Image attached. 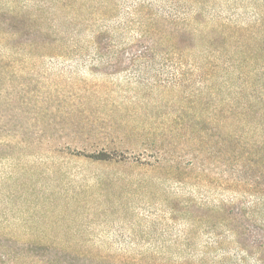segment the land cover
<instances>
[{"label":"rangeland","instance_id":"1","mask_svg":"<svg viewBox=\"0 0 264 264\" xmlns=\"http://www.w3.org/2000/svg\"><path fill=\"white\" fill-rule=\"evenodd\" d=\"M0 8V264H264V244L240 256L218 227L216 247L214 217H194L239 197L212 130L264 134V110L214 122L210 91L241 45L264 84V0Z\"/></svg>","mask_w":264,"mask_h":264},{"label":"trees","instance_id":"2","mask_svg":"<svg viewBox=\"0 0 264 264\" xmlns=\"http://www.w3.org/2000/svg\"><path fill=\"white\" fill-rule=\"evenodd\" d=\"M2 12L3 8H0V16ZM10 13L13 14L11 11ZM31 17L35 16L26 18L31 21ZM1 22L2 19L0 25ZM95 45L97 48L101 47L100 39H97ZM240 48L243 54H248L238 56L236 61H228L225 66L217 67L211 64L212 70L217 68L222 71L223 78L220 83H214L210 87L214 122H219L218 117L228 122L240 121L264 110V84L259 81L260 70L251 66V63L258 59V52L245 49L246 45H241ZM214 130L216 131V127ZM214 130L211 137L217 140L216 144L219 146H211L208 155H214L216 160L222 163L223 174L226 176V189L240 198L234 196L227 202L213 205L206 213L197 211L194 217L199 222L204 219L209 221L214 217L215 220L209 227L213 230V243L216 247L222 244L219 240L220 234L215 232L219 227L233 236V242L239 248L240 256H255L258 247L264 244L257 242L255 234V223L259 212L264 211V134L258 139H246L245 132L228 131L224 136ZM250 132H252L251 128L246 133L250 135ZM98 159L104 158L98 157ZM141 261L136 258H121L119 264H141ZM210 261L208 257H202L195 262L175 264H210Z\"/></svg>","mask_w":264,"mask_h":264}]
</instances>
